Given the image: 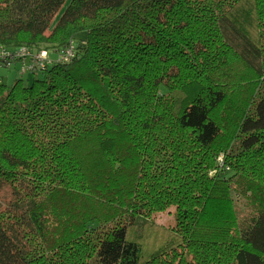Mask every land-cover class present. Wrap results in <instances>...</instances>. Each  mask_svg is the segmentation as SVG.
<instances>
[{"label":"trees","instance_id":"trees-1","mask_svg":"<svg viewBox=\"0 0 264 264\" xmlns=\"http://www.w3.org/2000/svg\"><path fill=\"white\" fill-rule=\"evenodd\" d=\"M66 1L0 0L50 58L0 81V264H264V0Z\"/></svg>","mask_w":264,"mask_h":264},{"label":"rangeland","instance_id":"rangeland-1","mask_svg":"<svg viewBox=\"0 0 264 264\" xmlns=\"http://www.w3.org/2000/svg\"><path fill=\"white\" fill-rule=\"evenodd\" d=\"M69 0L66 1L65 4L68 3ZM78 36H83V34H80ZM22 71L20 72L19 69H17L14 65L10 66H0V81L4 83H11L15 78H18L20 76V73H22L23 68L21 66ZM26 75V74H24ZM256 95L258 96V99H264V83L258 88ZM255 102V98H254ZM252 106H250L249 111L253 112ZM231 152L236 151L235 146H231L229 149ZM219 160H221V157L219 156ZM7 190V189H5ZM2 194L5 195V192L2 191ZM176 209L173 205H170L168 207H165L164 209L160 211H155L150 217L156 221V223L161 224L165 227H171L175 225L176 222ZM123 220V216L117 218L108 220L103 223H99L98 220L92 219L90 222V228H94V236L96 239L101 240L102 236L105 235L109 229L114 228L119 222Z\"/></svg>","mask_w":264,"mask_h":264},{"label":"built area","instance_id":"built-area-1","mask_svg":"<svg viewBox=\"0 0 264 264\" xmlns=\"http://www.w3.org/2000/svg\"><path fill=\"white\" fill-rule=\"evenodd\" d=\"M73 53L72 47H67L65 52L60 53L58 59H67ZM21 59L23 69L29 70L34 64L43 66L50 58L48 51L44 48L33 49L27 46H19L14 49H7L0 45V66H11L16 60Z\"/></svg>","mask_w":264,"mask_h":264},{"label":"crops","instance_id":"crops-1","mask_svg":"<svg viewBox=\"0 0 264 264\" xmlns=\"http://www.w3.org/2000/svg\"><path fill=\"white\" fill-rule=\"evenodd\" d=\"M80 34H83V36H81V37H84V35H85L84 32H81V33H78L77 36L80 35ZM78 37H80V36H78Z\"/></svg>","mask_w":264,"mask_h":264}]
</instances>
